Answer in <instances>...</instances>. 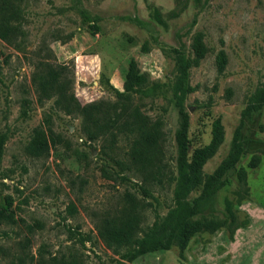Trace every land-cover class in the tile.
<instances>
[{
  "label": "rangeland",
  "instance_id": "1",
  "mask_svg": "<svg viewBox=\"0 0 264 264\" xmlns=\"http://www.w3.org/2000/svg\"><path fill=\"white\" fill-rule=\"evenodd\" d=\"M155 9L165 24L154 18ZM13 10L17 35L12 43L0 40V205L19 220L0 221V264H114L126 249L109 247L100 238V219L119 213L124 193L132 192L151 204L140 212L143 234L161 224L173 206L175 179L164 186L144 181L130 163L129 137L119 134L114 144L106 134L88 139L82 114L66 113L57 95L38 100L32 76L45 64H64L70 92L80 104L112 103L115 91H123L130 62H136L149 94H133V104L161 121L165 160L175 178L180 52L188 67V155L210 141L216 118L224 129L223 142L203 166L208 175L229 153L242 110L264 90V0H16ZM172 10L177 15L170 16ZM37 126L58 138L47 156L26 152ZM260 139L264 104L244 119L243 152L197 214L221 215L227 197L238 219H248L247 226L232 236L226 229L197 233L182 256L172 246L127 264H264ZM253 154L261 161L249 167ZM240 167L245 181L238 177Z\"/></svg>",
  "mask_w": 264,
  "mask_h": 264
},
{
  "label": "trees",
  "instance_id": "2",
  "mask_svg": "<svg viewBox=\"0 0 264 264\" xmlns=\"http://www.w3.org/2000/svg\"><path fill=\"white\" fill-rule=\"evenodd\" d=\"M16 0H0V40L12 43L17 35V27L11 23L16 16L14 3ZM154 18L165 24L162 15L153 10ZM177 15L175 10L170 16ZM139 23L142 21L139 20ZM2 51L0 49V56ZM178 77L175 83L174 96L181 116L179 129L176 131L177 158L176 176L169 169L163 150V131L160 120L152 121L137 105L133 104V94H149V88H144L146 75L141 73L137 64L131 61L126 73L123 91L116 90V100L112 103L90 102L80 104L74 94L70 92L72 83L69 78L68 67L64 64H45L43 70L32 76V82L38 92V100L49 99L57 95L58 104L68 114L79 112L83 117V130L90 140L100 135L109 136L110 144H114L119 134L130 138V163L143 174L144 181L164 186L175 179L173 190V206L168 210L161 224L155 222L153 226L140 235V212L148 207L150 202H141L135 194L126 191L123 195L124 206L115 215L103 216L96 225L98 235L113 248H125V252L114 264H127L137 256L159 249H170L176 246L182 256L192 236L201 232H214L226 229L230 236L239 227H245L248 219L239 220L232 201L225 197L221 215H202L201 207L223 185L222 177L238 162L242 152L239 140L240 129L244 119L252 112L259 110L264 104V90L259 94L258 101L247 104L241 112V118L233 135L232 146L227 156L218 164L211 174H203V166L211 158L224 139V129L220 118L212 123L210 141L188 155V114L184 109L187 93V60L183 54H176ZM58 142L52 130L37 126L26 146V152L32 157L47 156L51 148ZM264 144V140H258ZM1 147V143H0ZM264 154V147L262 148ZM261 161L259 154H253L249 160V167H256ZM238 177L245 181L246 170L240 167ZM201 187L200 193L192 202L187 201L189 194ZM147 193V188L141 186ZM9 199V198H8ZM8 202V204H10ZM73 206H70L72 208ZM74 208H72L73 210ZM14 211L7 206L0 205V221L16 223Z\"/></svg>",
  "mask_w": 264,
  "mask_h": 264
}]
</instances>
